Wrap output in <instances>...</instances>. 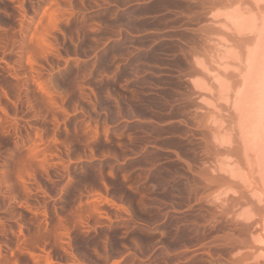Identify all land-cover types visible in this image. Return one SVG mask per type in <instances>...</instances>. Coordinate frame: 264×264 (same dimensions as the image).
Here are the masks:
<instances>
[{
  "label": "rangeland",
  "instance_id": "rangeland-1",
  "mask_svg": "<svg viewBox=\"0 0 264 264\" xmlns=\"http://www.w3.org/2000/svg\"><path fill=\"white\" fill-rule=\"evenodd\" d=\"M255 2L0 0V264H264L227 21Z\"/></svg>",
  "mask_w": 264,
  "mask_h": 264
},
{
  "label": "bare ground",
  "instance_id": "bare-ground-1",
  "mask_svg": "<svg viewBox=\"0 0 264 264\" xmlns=\"http://www.w3.org/2000/svg\"><path fill=\"white\" fill-rule=\"evenodd\" d=\"M256 1L257 2L255 3H257L258 7V11L256 13L249 11L250 9H247L248 11H244V9V12H235L234 14L230 13L229 20H227L230 21L231 26H233V29L238 33V35L245 38V40L246 38L252 40V43L247 46L246 52L244 51V58L239 60V62L241 61V70L239 69L238 72L240 73H237L240 77L238 84L239 87L236 86L237 89H233L234 93L230 94V92H233L231 88L232 85H230L226 80L222 81L218 75H216L215 78L218 81L220 92L224 93V95L230 94V98H233L231 106L240 121L239 129L242 134L241 138L244 159L248 161V163L250 161L249 165H255V168H252L257 169L256 171L258 172L259 177L264 181V0ZM245 40L242 39V41ZM249 42L250 40L246 41V43ZM223 49L228 48L224 47ZM229 52L232 53V51ZM228 54L230 53H226L225 55ZM236 57H238V55ZM229 59L231 58H228V60ZM237 59L238 58L234 60L236 61ZM233 61H231V63ZM224 66V68H226V65ZM214 70L215 73H217L216 69ZM206 72L208 73V71ZM209 74L213 75L214 73ZM252 159H255V162H252L256 164L251 163Z\"/></svg>",
  "mask_w": 264,
  "mask_h": 264
}]
</instances>
